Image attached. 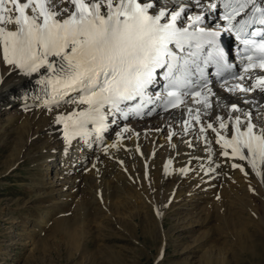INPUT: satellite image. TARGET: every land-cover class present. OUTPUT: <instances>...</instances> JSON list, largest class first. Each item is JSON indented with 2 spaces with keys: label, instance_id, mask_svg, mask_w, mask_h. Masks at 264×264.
Instances as JSON below:
<instances>
[{
  "label": "snow or ice",
  "instance_id": "obj_1",
  "mask_svg": "<svg viewBox=\"0 0 264 264\" xmlns=\"http://www.w3.org/2000/svg\"><path fill=\"white\" fill-rule=\"evenodd\" d=\"M220 8L225 23L206 27L205 14ZM226 35L243 45L242 73L231 72ZM0 59L26 77L36 75L49 111L53 104L77 106L56 117L68 144L76 137L87 142L93 132L99 137L117 119L142 117L150 105L184 106V134L195 130L209 164L214 140L220 155L245 162L233 169L244 172L247 165L264 182V123H254L253 112L235 101L219 114L208 79L214 67L220 87L244 94L243 103H255L247 96L258 92L264 104V0H0ZM160 80L163 93L153 91Z\"/></svg>",
  "mask_w": 264,
  "mask_h": 264
},
{
  "label": "rangeland",
  "instance_id": "obj_2",
  "mask_svg": "<svg viewBox=\"0 0 264 264\" xmlns=\"http://www.w3.org/2000/svg\"><path fill=\"white\" fill-rule=\"evenodd\" d=\"M53 106L52 110H57L56 108L58 107L55 105ZM75 107L77 106L73 104L72 109ZM1 116L0 173H2L0 175V264H264V222H261L264 220V207L262 208L263 205L261 207L259 206L263 203L260 201L261 199L259 197L250 196L240 176L235 175L233 178L231 177L232 179L230 178L231 182L229 180L227 181L230 185L227 184V187L229 186V190H233H230L231 194L233 193L235 196L237 194L239 195V198L237 197L238 199L236 200L237 204L234 203L230 210L234 213L230 211L227 213V211H222V209H217V211L213 209V205L211 207L210 203L213 201L212 204H214V197L216 200L218 198L221 200L222 194L220 195L221 197L218 196L215 191L216 188L210 187V183L204 184L203 181H201L202 184L200 182L197 183V176L191 175L188 180L186 179L188 182L185 184L186 187L183 186L182 190L178 189L173 194L175 195L177 193L176 196L173 197L176 198L178 196L179 198L175 200L172 197L171 200H169L168 206L164 209V215L158 219L154 211H148V207L152 206L151 203H149L150 200L152 202L158 201L160 191L159 180L154 173V175L152 174L155 176L154 179H152L153 176L149 172L147 173L148 175L144 173L146 176H144V178L142 177L143 173L142 175L137 173L142 171H138L140 167L139 165H135L134 160H132L133 158H130L131 160H123V163L125 162L124 165L123 163L121 166L118 165L119 171L114 173L116 177L114 175L112 177L115 181L112 180V185L115 184V187H112V189L115 190L117 194L121 193L123 197V200H121L122 205H120V207L122 206V211L120 210L122 213H117V209L116 211L112 209V213H109L110 211H106V213L105 210L102 209L103 207L100 208L98 206L99 208L97 210L91 211V216L88 217V222H86L84 229H82L81 223H78L79 226L76 225V228L72 225L78 234L80 231L79 235L81 239L78 246L79 248L71 246L63 233H56L54 231L55 223L58 219H62L66 216L70 224L71 222L75 223L78 221L76 209L77 205L81 203H78V201H84L85 199V202H87V200H89L88 196H90L87 194H91L101 187L100 180L91 178L94 167L101 162L96 160V165H94L95 162H93L94 159H92L90 163H86L84 166H79L81 165L80 162L78 164L74 163V170L78 168L80 170L77 169L76 172H81L77 173V175L80 174L81 180L83 176L86 178V188L83 193V195H85L83 196L81 193L76 195L75 191H71L70 193V191L67 190L64 193H70V197L65 198L64 196L62 199L65 198L67 202L70 201L68 202L69 204L66 203V205L68 204L67 207L65 204H62L61 207L63 211L60 214L54 215V210L56 208H52L53 206L46 202L48 199L46 200L45 197H38L37 193L40 195L39 192L44 186H54L57 194L62 184L68 181L57 174V172L59 173L60 167L58 151L56 150L54 154H52V152L47 153L48 156L43 158L42 154L44 150L41 148V142L30 145L28 151H25L18 161L5 170L6 168H4L1 162L6 161L7 157L10 155V150L16 140V135L11 129L9 131L8 128H6L7 123L5 120L7 114H2ZM42 126L43 125H41V127ZM120 129H122V126L115 127V130L109 134L110 137H106L109 139L107 141L115 144L118 142L117 137L121 134L123 139H125L124 142L127 140L129 141V132H120ZM105 136H107V134H105ZM156 140L164 141L162 143L164 144L162 148L167 145L169 146V144L165 142L169 140L166 136V130H164ZM156 140L152 143H150L151 141L149 139L144 142V148L146 147L145 150H148L150 145L154 142L156 143ZM48 147L47 150H50L54 148V145L52 144ZM163 151L164 150H162L161 153ZM72 152L78 153L77 151L75 152L74 149ZM79 160L78 158V161ZM130 161L132 164H130ZM81 163H83L82 160ZM125 164L126 170H124ZM100 166L102 167V165H99L98 168H101ZM147 166L149 167V165H144V167H146L144 170H147ZM136 173L139 174V176L137 175L138 177H136ZM73 175L76 174H72L70 177H73ZM87 176L90 177L88 178ZM142 178L143 180H141ZM147 178L151 179V181ZM89 179H91L92 182ZM146 179L150 182L145 181ZM84 181L85 179L82 180L81 186H84ZM182 182L181 184L183 185ZM146 183H149L150 187ZM92 185L97 189L93 188ZM118 187H121V189ZM191 190L195 191L190 193ZM123 191L129 192L128 195L132 193L133 200ZM219 191L222 192V189L220 188ZM35 192H37L36 195ZM85 196L88 198H85ZM73 198H75V200ZM110 198L112 199V196H110ZM162 203L163 200L161 204ZM163 204H165V202ZM108 205H110V203H108ZM124 206H126L127 209ZM116 207L118 208L119 206ZM211 208L212 211H210ZM254 210L257 213H254ZM257 210H260L259 213L261 217L258 215L259 213ZM46 211L52 216L51 218L50 215L47 217L48 220L44 225L41 223L44 219L42 214L46 213ZM178 212H181L182 215H179ZM195 212L199 214L197 215ZM214 213H216V215ZM111 214L114 215L111 216ZM225 215H228V217ZM222 217L226 220L228 218L229 223L226 224L225 219ZM148 218L154 219L156 223L155 228H152L151 224H148ZM261 218L262 220L260 221ZM123 220L124 223L122 222ZM127 220L130 221V224L128 223L130 226L127 225ZM200 222H202V224ZM241 222H245L243 224L247 222V225H243ZM230 224L233 226H230ZM229 226L230 228H228Z\"/></svg>",
  "mask_w": 264,
  "mask_h": 264
},
{
  "label": "bare ground",
  "instance_id": "obj_3",
  "mask_svg": "<svg viewBox=\"0 0 264 264\" xmlns=\"http://www.w3.org/2000/svg\"><path fill=\"white\" fill-rule=\"evenodd\" d=\"M195 12L199 13L200 9L197 8L195 10ZM213 14L214 13L211 11H209L208 13L205 14V16H206L205 23L206 24L213 21ZM225 42H226L227 50H229L228 49L229 38H227L225 40ZM36 80H37V77L35 74L33 75V77H26L18 69H15V70L12 69L10 66L3 63L2 59H0V120L2 118V116H1L2 114H7V118L5 120L7 123L6 128H8L9 131L11 129V131L15 132V135H16V140L14 141L13 147L10 150V155L7 157L6 161L1 162V164L4 165V168H6L5 170H7L10 167V165H14L21 158L22 154L25 151H28L30 145H34L36 143L41 142V148L44 150V152L42 154L43 158H46L48 156L47 153L52 152V154H54V152H56V150H57L58 154H59V160H60L59 161L60 162L59 163L60 164L59 165L60 166L59 167V173L57 172V174H59L60 176L63 177V179L68 180V181L66 183L62 184L60 190L57 191L58 192L57 194H56V190H55L54 186H50V187L44 186L43 188H45V189H43V188L41 190L39 189L40 195L37 192H35V195L37 193L38 197L42 196V198L45 197L46 200L48 199L46 202H48L49 205H52L53 206L52 208H56L54 210V212H55L54 215H56V214H60L63 211V208L61 207L62 204L66 205V203L70 202V201L67 202V200L65 198L70 197L69 194L71 193V191H75L76 195L78 193H81L83 195V193L85 192L86 178H84V176L82 177V180L85 179L84 186L82 185L83 186L82 187L80 185L82 182L81 176H80V174L77 175V173H79L80 171L76 172V170L78 168L76 170H74V168H73L74 163L78 164L80 162L81 165H79V166H84V164L90 163L92 159H94L93 160V162H95L94 165H96V162H97L96 160L101 162L100 164H97V165L98 166L102 165V167L100 166L102 169L98 168V166L96 165L93 169V175L91 176V178H94V180L95 179L100 180V182H101L100 186L101 187L99 190L93 191L91 194H87V195H90V196H88L89 200H87V202H85L86 200L84 198H83L84 201L83 200L78 201V203L81 202L78 205L76 204L77 205L76 217H77L78 221L75 223L71 222V224H70V222L67 220V216H66V217H63L62 219H58V221H56V223H55L54 231L56 233L57 232L63 233L65 235V237L67 238L66 240L69 241L71 246L79 248L78 246H79V242L81 239L80 235H79L80 231L78 234L74 228H76V225L79 226L78 223H81V225L83 227L82 229H84L86 222H88V217L91 216V211L97 210L99 207L100 208L103 207L102 209L105 210V212L110 211L109 213H112V209L113 210L115 209L114 211H116V209H117V211H116L117 213H122L121 212L122 206L120 207V205H122L121 200H123V197L121 196V193L117 194V192L112 189V187L113 188L115 187L114 186L115 184L112 185V180H113L112 177H113L114 173H116V171L117 172L119 171L118 165L121 166L123 163V160L124 161L131 160L130 158H133L132 160H134L135 165H139L140 168L138 169V171L141 170L142 172H137V173H140L141 175L143 173V176H142L143 178L145 176L144 173L147 174L149 172L151 175L154 173L159 180L158 182L160 184V186H159L160 191H159V195H158V201L156 200V201L152 202L150 200L149 203H151L152 206L148 207V209H149L148 211H154L155 214H157L158 219H159V217L164 215V209L168 206L169 200H171V198L173 196L174 197L176 196L177 193L175 195H173L175 193V191H177L178 189L182 190L183 186L186 187L185 184L188 183L187 180L189 179V177H191V175L197 176V179H198L197 183L200 182L202 184L201 181H203L204 184L210 183V187L212 186V187L216 188L215 191L217 192L218 196H220L222 194L221 195L222 198H220L221 200H219V198H218L217 199L218 201H217L214 197V204H212L213 201H212V203H210L211 207L213 205L212 208L215 209L216 211H217V209L218 210L222 209V211H225V212L227 211V213H228V211H230L232 209L233 204L236 203V200L239 198L238 194L236 196L233 193H232L233 195L231 194L230 190L231 191H233V190L232 189L229 190L230 185L228 184L229 182L227 183V181L228 180L230 181V178L231 177L233 178V176H235V175L240 176L242 178V182L245 183L244 186H246V190L248 191L250 196L251 197L256 196L257 198L259 197L261 199L260 201H262V203H263V204L260 203L261 205H259V206L261 207L263 205L262 208L264 207V182H262L261 176L256 175L255 172H253L252 169L247 165H245V171L244 172L240 171L239 168L233 169L231 167L232 163L244 165L245 162L240 161V160L234 161L232 159H229V158H226V157H223L222 155H220V152L222 151V149H220L219 145L215 144L214 140H213L212 147H213V151L215 152V155L212 157L213 163L209 164L208 152L206 151L205 144L202 140H199L196 138L195 130H191L188 135L184 134L183 128L181 126V121L188 119V116H187V113L185 111L184 106H181L180 108H177V109H175L171 112H168V113L153 112L151 115H146L142 119H137L133 116H129V118L126 120L125 119H117V122L112 123V125L109 126V130L101 133L99 137H97V135L93 132V134L87 138V142H86L85 138L76 137L72 140L71 144H68L64 138L63 125L56 122V117L58 115L69 114L76 107L74 109H72L73 104L61 103L58 106V108H56L57 110H52V108L54 107L52 105L51 111H49L48 108L44 105V100L47 99L48 97L45 95L44 92H40L42 90V88L36 82ZM230 82L235 83L236 81H230ZM221 84H222V82H217V83L212 82L213 91L217 94L215 97H213V100L218 101L219 105H220L218 108H216V111L219 114L227 115L226 105H229L230 103L235 101V102H238L240 104V107L242 109H246V110L253 112L254 117H255L254 121H253L254 123H257V124L264 123V104L260 103V100H261V94L260 93L253 92L247 96V99L249 101H252L255 98V103H243L242 99L244 97V94L236 93L235 95H233L232 93L227 92L224 88L220 87ZM188 106L195 107V105H193L191 103L190 99L188 100ZM81 107H83V106H81ZM214 107H216L215 104H214ZM232 115H239V113H232ZM204 119L207 120L209 118L205 117ZM109 120H111V119H109ZM41 125H43V126L41 127ZM117 126H122V129H120V132H123V128L127 127L129 129V131H128L129 135L128 136L130 138H129V141L127 140L126 142H124L125 139L122 138V140L115 143L116 147H111V145H113V143H110L109 141L104 142L101 137H103V136H105V134H107V136H105V137L109 138V134L111 132H113L115 130V127H117ZM196 127L198 128L199 126H196ZM91 128H92V126L89 125L90 131H91ZM164 130H166V136L167 137H169V135L172 132H176L177 135L172 136L171 141L166 140L165 142H167L169 144V146L167 145L166 147L162 148V146L164 145L162 143L164 141L163 142L160 140L157 141L156 139H158L159 135ZM213 135L214 134H212L211 132L208 133V136L210 139H212ZM148 139L151 141L150 143H152L155 140L157 142L156 143L154 142L152 145L149 144L150 148H148V150L146 149L147 150L146 151L145 150L146 147L144 148V142H146ZM188 140L192 141V145H193L192 147H189L188 143L185 142ZM52 144L54 145V148L47 150L49 148L48 146H51ZM10 145H12V144H10ZM73 149L75 152L77 151L78 153L72 152ZM105 149H107V151H105ZM162 150H164V151L161 153ZM78 158L80 159L79 161H78ZM81 160L83 161V163H81ZM169 161H171L170 166L168 165ZM124 163H123V165H124ZM126 164H125L124 170L127 169ZM130 164H132L131 161H130ZM216 164H219L220 167L217 168ZM94 165H92V166H94ZM144 165H149V167L147 166L148 167L147 170H144V168L146 169V167H144ZM75 166H77V165H75ZM56 168H57V166H56ZM166 168H167V171L165 170ZM182 168L187 169L186 174L182 173L180 171ZM210 168H214L215 171H208V169H210ZM120 169H122V168H120ZM78 170H80V169H78ZM135 171H137V170H135ZM261 171H262V173H264V167L261 168ZM1 173H0V175H1ZM137 173H136V177L139 176V174H137ZM245 173H247V175ZM72 174H76V175H73V177H70ZM124 174H125V172H124ZM87 177L89 178L90 176H87ZM154 177L155 176H153L152 179H154ZM130 178H131V176H130ZM143 178L141 180H143ZM147 179H149V178H147ZM147 179L145 181H149V180L151 181V179H149V180H147ZM182 179H184V180H182ZM89 180H91V179H89ZM94 180H93V183H94ZM185 180H186V182H185ZM145 181H144V184H145ZM43 182H44V180H43ZM91 182H92V180H91ZM181 182L183 183V185L181 184ZM152 183H153V180H152ZM43 184L46 185L45 183H43ZM126 184H127V182H126ZM146 184L149 185V183H146ZM227 184L229 185L228 187H227ZM117 186H118V184H117ZM149 187H150V185H149ZM93 188H96V187L93 186ZM118 188L121 189V187H118ZM122 188H125V187H122ZM220 188L222 189V192L219 191ZM36 189H38V188H36ZM151 189H152V185H151ZM156 189H158V188H156ZM67 190H69L70 193H68V194L64 193ZM193 191H195V190H191L190 193H193ZM123 192H126V191H123ZM128 193L126 195H128ZM236 193H238V192H236ZM249 194H248V197H249ZM64 196H65V198H64L65 200L62 199V197H64ZM110 196H112V199L110 198ZM128 196L130 197V199L133 200L132 193H130ZM153 196H154V194H153ZM233 196H235V197H233ZM80 197H81V195H80ZM88 197L85 196V198H88ZM176 198H179V197L177 196ZM176 198H174V199L177 200ZM250 198H248V199H250ZM73 199L75 200V198H73ZM154 199H156V198H154ZM234 199H235V201H234ZM146 200H147V198H146ZM162 200H163V203L165 202V204H163V203L161 204ZM60 201H63V202H60ZM127 201H129V200H127ZM108 203H110V205H108ZM123 203H125V202H123ZM239 204H240V202H239ZM67 205H66V207H67ZM116 206H119V207L117 208ZM124 207H126V206H124ZM260 207H258V208H260ZM212 208L210 211H212ZM254 208H257V207H254ZM41 209H43V208H41ZM126 209H127V207H126ZM205 209H207V208H205ZM257 211L259 213L260 210H257ZM230 212H233V211H230ZM219 213H221V212H219ZM254 213H257V212L255 211ZM114 214H111V216H113ZM176 214H177V212H176ZM178 214L182 215L181 212H178ZM196 214L198 215L199 213H196ZM214 214L216 215V213H214ZM49 215L51 218L52 215L47 211H46V213L42 214V216H44L43 217L44 219H43V222H41V221L40 222L45 225V223L48 220L47 217H49ZM54 215H53V217H54ZM231 215H233V214H231ZM258 215H260V213ZM225 216L228 217V215H225ZM122 217H124V216H122ZM208 217H209V215H208ZM260 217H261V215H260ZM181 218H183V217H181ZM211 218H212V216H211ZM219 218H221V217H219ZM222 218H224V217H222ZM41 219H42V217H41ZM209 219H210V217H209ZM216 219H217V217H216ZM229 219L232 220L231 218H229ZM238 220H239V218H238ZM261 220H262V218L260 219V221ZM148 221H149V223L148 222L147 223L151 224L152 228L156 227V223H155L154 219L148 218ZM225 221H226V224L229 223L228 218H227V220L225 219ZM122 222L124 223V220ZM129 222L130 221L127 220V225L130 224ZM221 222H223V221H221ZM261 222L263 223L264 220ZM147 223H146V225H147ZM200 223L202 224V222H200ZM241 223H239V224H241ZM243 223H245V222H243ZM209 224H210V222H209ZM258 224H260V223H258ZM72 225H74L75 227L73 228ZM216 225H217V223H216ZM231 225L232 224H230V226ZM243 225H247V222H246V224H243ZM230 226L228 228H230ZM256 226H254V227H256ZM256 228H258V227H256ZM145 229L147 230L146 227H145ZM260 229H261V227H260Z\"/></svg>",
  "mask_w": 264,
  "mask_h": 264
}]
</instances>
